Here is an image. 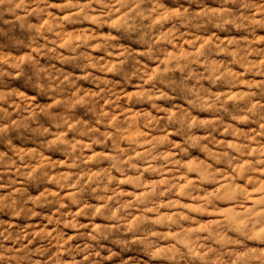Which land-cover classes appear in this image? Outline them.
Segmentation results:
<instances>
[{
  "label": "clouds",
  "instance_id": "clouds-1",
  "mask_svg": "<svg viewBox=\"0 0 264 264\" xmlns=\"http://www.w3.org/2000/svg\"><path fill=\"white\" fill-rule=\"evenodd\" d=\"M0 264H264V0H0Z\"/></svg>",
  "mask_w": 264,
  "mask_h": 264
}]
</instances>
